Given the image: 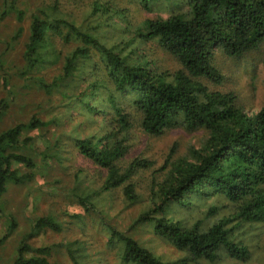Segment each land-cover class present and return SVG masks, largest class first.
Segmentation results:
<instances>
[{"label": "trees", "instance_id": "16d2710c", "mask_svg": "<svg viewBox=\"0 0 264 264\" xmlns=\"http://www.w3.org/2000/svg\"><path fill=\"white\" fill-rule=\"evenodd\" d=\"M120 2L0 0V22L8 19L17 25L4 44L8 48L24 39L20 76L44 94L59 93L63 108L49 121L34 115L0 131V201L8 185L32 178L37 156L43 165H61L71 148L105 176L97 190L83 187L70 203L96 215L100 197L120 189L123 205L131 207L140 202L131 177L151 167L138 158L128 168L120 167L134 124L150 137L175 128L202 130L207 138L199 149H191L190 158L166 159L163 178L151 179L147 207L133 222L151 225L182 256L163 261L101 219L106 240L98 246L113 252L118 264H215L224 257L245 263L250 251L237 231L243 224L264 222V105L249 113L234 94L210 91L200 80L222 83L213 66L217 47L226 57L239 59L264 45V0ZM150 44L173 57L180 68L171 72L158 67L143 50ZM55 66L57 75L43 77ZM11 102L0 101V122ZM36 130H45L38 137L45 142L39 153L29 136ZM79 174L74 175L77 183ZM172 207L194 210L202 218L169 217ZM81 218L76 214L69 221L78 224ZM211 218L218 219L205 224ZM63 224L53 216L35 220L11 264H63L59 256L69 264H99L97 259L87 262L93 244L84 224H78L81 237L34 246L36 234H61Z\"/></svg>", "mask_w": 264, "mask_h": 264}, {"label": "rangeland", "instance_id": "374dc122", "mask_svg": "<svg viewBox=\"0 0 264 264\" xmlns=\"http://www.w3.org/2000/svg\"><path fill=\"white\" fill-rule=\"evenodd\" d=\"M28 1L36 3L38 0ZM115 1L116 4H121L120 0ZM132 7L134 8V6ZM132 7L130 10L133 14ZM9 21L6 19L0 22V101L12 102L10 109L2 117L0 131L27 121L34 115L49 121L63 111L59 93L44 94L26 76H20L19 73L24 65L22 60L24 39L20 38L15 43L11 42L7 48L4 44L5 39L9 36L7 34L15 31L17 26L14 21L11 24ZM110 36L115 38V33H111ZM61 49L67 51L68 47L62 46ZM143 50L147 57L160 68L171 72L180 68L173 57L154 44L145 46ZM213 66L223 76L222 83L212 85L204 79L200 80L201 83L210 91L234 94L237 103L245 111L258 112L264 105V45L239 59L226 57L220 47H217L214 50ZM57 73L55 66L48 68L42 75L43 77H53ZM65 102H67V98H65ZM68 130L69 128L66 131L68 132ZM42 132L45 130H36L29 134L34 138L32 149L35 153L44 150L45 142L38 138ZM206 138L205 131L189 132L181 128L166 130L159 137H150L145 135L135 123L129 132V149L125 158L120 162V167L128 168L136 158L151 163L150 168L140 169L131 177V182L135 184L140 196V202L131 207H125L122 203L121 190H114L100 197L97 203L98 214H92V216L85 214L79 205L70 202L73 199V193L79 194L85 191L83 187H86L90 192L97 190L104 180V172L91 162L82 159L71 148L67 150L68 153L63 154L61 165L55 164L49 167V162L47 165H43L40 162V156H37L38 168L33 172L32 178L23 184L8 185L7 191L1 198L0 240L3 238L4 240L0 245V264H11L20 241L31 232L34 221L44 216H53L57 217L59 221H64V230L57 235L52 232L36 234L33 239L35 247L53 246L81 237L80 225L84 224V233L93 244L90 249L91 257L87 262L97 259L99 264H118L115 254L101 246L106 240V231L103 229L102 221H99L101 219L103 224L115 226L120 232L125 231L132 235L144 248L163 261L170 262L179 259L182 254L161 240L153 232L151 225L135 226L133 222L147 207L146 199L151 179L161 180L163 178L165 170L162 171L161 168L166 159L170 155V162L190 158L191 149H199ZM78 172H80L79 183L75 181L74 176ZM76 214L82 217L78 221L80 225L77 222L69 221V217ZM167 215L190 221L202 218L194 210L184 211L177 207H172ZM217 219L211 218L205 224L211 225ZM237 234L238 239L242 240L249 248V260L241 263L224 257L215 264H264V222L243 224ZM100 242L102 243L98 246ZM98 252L102 255H99ZM57 259L63 264H69L60 256ZM198 264L209 263L200 262Z\"/></svg>", "mask_w": 264, "mask_h": 264}]
</instances>
